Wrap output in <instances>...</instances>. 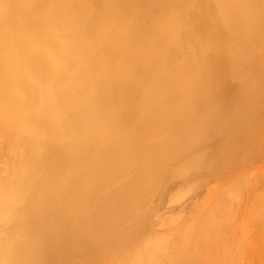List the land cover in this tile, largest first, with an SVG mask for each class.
<instances>
[{"label":"bare ground","instance_id":"6f19581e","mask_svg":"<svg viewBox=\"0 0 264 264\" xmlns=\"http://www.w3.org/2000/svg\"><path fill=\"white\" fill-rule=\"evenodd\" d=\"M112 40L135 47L122 56ZM42 58L53 78L43 85ZM142 63L154 69L144 84L147 68L132 70ZM188 72L192 84L177 81ZM248 78L257 89L240 96ZM107 90L125 91L124 102ZM190 91L194 104L181 105ZM98 100L106 106L92 109ZM263 122L264 0H0V137L9 153L25 149L0 176V241L15 233L0 245V264H175L166 240L141 261L148 220L170 186L201 182L207 171L228 172L217 183L237 194L247 166L264 156L255 140ZM220 125L229 132L219 142L195 140ZM154 139L162 142L147 147ZM175 141L183 154L155 155ZM67 175L71 184L54 198ZM22 211L29 220L20 228Z\"/></svg>","mask_w":264,"mask_h":264},{"label":"rangeland","instance_id":"374dc122","mask_svg":"<svg viewBox=\"0 0 264 264\" xmlns=\"http://www.w3.org/2000/svg\"><path fill=\"white\" fill-rule=\"evenodd\" d=\"M214 12H216V10H214ZM80 38L82 42H93L92 38L90 37ZM112 41V43L122 46V56L129 55L131 53V47H135L134 43H123L122 41L118 40ZM127 44L128 48L127 46H125ZM125 48H127L126 51ZM171 49L173 50V48L169 46L167 47V49H164V52L169 54ZM144 50L147 52L155 53L160 49L157 46H149ZM123 51L125 55L123 54ZM194 59H199V57H195ZM44 60V58L41 59L42 67L40 66L38 72H36V80L38 79L39 81H44L40 82L42 83V85L53 80L49 73L50 71L48 69L44 70V68H46V66H44L46 65L45 62H43ZM140 65L144 68H147V71L144 72L145 74L140 77L139 81L141 84H144L143 82L147 80L152 74H154V69H150L147 64H137L136 66L132 67V70L136 74ZM141 68H139L138 73L143 69ZM85 69L86 67L82 66V74ZM239 72L236 73L238 74L237 77L240 76ZM40 73H43L44 75ZM192 74L193 72H188L186 73L184 78H181V80L177 81H185L186 83L190 81L189 83L192 84ZM236 74L234 76H236ZM47 75H49L48 79L46 77ZM45 77L46 79L44 80ZM144 77L147 78L145 79ZM7 78H9V75ZM75 81L72 80L70 84L65 86L64 90L56 93L57 97H63L65 95L64 93ZM247 85L251 86L254 89H257L258 86L256 83L251 82V80L248 78L236 90L237 94L245 97V94L242 93L245 92ZM119 91H116V94H122L123 96L121 95V100L123 101V99L126 98L124 96L125 91H121L120 93ZM107 93L110 100L114 99V96H117L116 94L114 95L115 92H113L112 90H107ZM194 98H196L194 97V92L190 91L182 101L181 105H193ZM103 106H106V104H103L98 100L96 105L92 106V109H103ZM110 106H113V109L117 108V106L113 104ZM22 110L23 109H21V111ZM127 111L131 113L127 109L122 111V114L125 113V115H128L129 113H127ZM166 124L167 123H164V125L162 126H165ZM262 125L263 130L260 134L264 136V122L262 123ZM218 127V129H216V132L215 130L210 132L209 129L204 126V128H202L203 130L201 129L198 132V134L201 132L204 137L201 133L199 135L196 133L194 137L195 140L198 139V141H201L204 140L203 138H209L210 136H212V139L216 138L215 142H219L227 135L226 130L227 132H229V129L227 128V126H225L224 129L223 127H221V125ZM260 134L259 136L257 135L258 139L257 136L255 137V140H258L263 145L264 137ZM161 140L162 139L151 140L147 143V147L159 144L162 142ZM6 141V136L2 135L0 137V154L4 155L5 157L3 156V160L0 161V176L1 174L6 173L8 170L14 168V163L18 160L20 154L22 155L25 152V149L17 152L19 147L17 148V146H13L15 147L14 149L16 151H14V153H9L8 150L10 149H3V142L6 143ZM182 149H185V146H182L181 142L175 141L171 145H167L163 142L161 148L157 150L155 155L160 156L162 153H167L169 154L167 157L176 158L184 153ZM251 152L257 153L258 151L257 149H255L251 150ZM260 159L256 162L258 164L255 163L251 169H249L250 167L247 166V176L245 178V181L242 187L238 190L237 194H235L233 197L228 195L226 192L230 187L228 183H217L220 178H225V173H228H224V171H219L218 169L213 170L212 172L207 171L205 173H202L203 176L201 177V182L198 181V179H181L182 181H177V183L170 186L164 197V202L161 210H159V212L156 211L157 214H155L152 220H148L150 227L148 229V233L144 237L146 243L144 242V245L142 247V251H145L147 255L141 257V261H143L147 257L154 258L158 250L161 253L165 245V242L163 240H166L167 242L165 251H167V253L170 255V262H176L175 264H264V156ZM209 160L210 159H207L206 161L208 162ZM189 167V164H185L181 168L179 176L187 175L186 172H189V169L191 168ZM258 167L262 168L263 170L261 172H258ZM235 174L236 172L232 173L231 176ZM67 176L65 177L67 179H64L63 181L62 188L60 187L56 191L54 196L52 195L54 198L59 197V195L62 194V189H65V187L71 184L70 182L73 179ZM86 184L87 182L83 185V187L86 186ZM236 185L234 184V186ZM195 186L197 187L193 190V187ZM108 191L110 190L108 189L107 191L102 192L101 195L108 194ZM96 196L100 197V193H97ZM87 201L88 200H86L85 202L83 201L82 207H85V205H87ZM93 201L94 198L90 199V203ZM7 207L8 209H10V206ZM26 215V211H22L18 215V217H15L13 225L22 227L27 224L29 215ZM13 232L7 234L6 237H3L5 239H2L0 241V245L2 244L3 246V244H5V241L8 240L7 238L11 237L12 234H15ZM151 239L157 241V243H155V241L151 242ZM23 241L24 240L17 241L16 246ZM105 264L119 263L118 261L112 260L106 262Z\"/></svg>","mask_w":264,"mask_h":264}]
</instances>
